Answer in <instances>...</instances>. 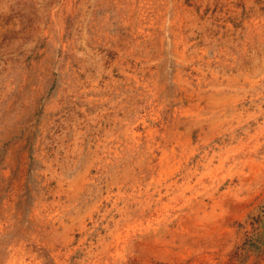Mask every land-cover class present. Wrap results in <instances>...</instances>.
<instances>
[{"label": "rangeland", "instance_id": "obj_1", "mask_svg": "<svg viewBox=\"0 0 264 264\" xmlns=\"http://www.w3.org/2000/svg\"><path fill=\"white\" fill-rule=\"evenodd\" d=\"M0 264H264V0H0Z\"/></svg>", "mask_w": 264, "mask_h": 264}, {"label": "bare ground", "instance_id": "obj_2", "mask_svg": "<svg viewBox=\"0 0 264 264\" xmlns=\"http://www.w3.org/2000/svg\"><path fill=\"white\" fill-rule=\"evenodd\" d=\"M163 157V156H162ZM166 157V156H165ZM160 158V157H159ZM116 254V253H115Z\"/></svg>", "mask_w": 264, "mask_h": 264}]
</instances>
